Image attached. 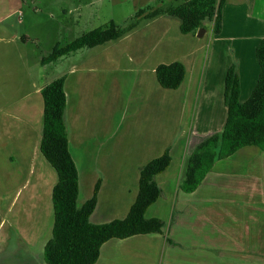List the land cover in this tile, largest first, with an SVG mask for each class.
<instances>
[{
	"label": "crops",
	"instance_id": "1",
	"mask_svg": "<svg viewBox=\"0 0 264 264\" xmlns=\"http://www.w3.org/2000/svg\"><path fill=\"white\" fill-rule=\"evenodd\" d=\"M140 2L144 7L139 6L135 9L136 12L141 9L151 11L174 0ZM149 11L142 14L140 19ZM220 14L221 30L218 35L213 34L211 23L208 22L207 28V21L204 22L205 34L202 38L182 34L186 38L183 44L186 42L188 44L186 45L188 50L183 54L179 52L172 54L173 46H166L170 60L163 58L148 65L150 55L145 51L147 33L136 31L137 29L119 39L120 42L127 44L129 54L125 57L107 59L112 64H124L114 71L136 78L129 85L128 96L132 97L137 90L135 95L140 100L148 97V103L146 101L141 110L149 112L150 117H156L157 112L163 111L162 95L163 90H167L160 87L156 80V67L175 61L184 65V80L176 90H169L172 92V100L170 106H166V110L177 114L178 124L188 127L187 140L191 144L175 143V140L172 142L166 138L165 145L159 150L155 149L156 146H150L148 149L153 153L150 160L161 156L166 149L171 157L169 167L155 177L162 191L161 196L145 212L147 219L157 218L165 224L169 218L170 223L168 227L166 224L165 233L111 239L102 245L95 264H264V152L257 147H244L229 158L215 162L194 192L185 193L179 188L184 159L201 141L220 132L225 124L227 116L224 104L225 76L230 65L234 63L237 68L240 102H245L249 98L259 74L255 49L264 39V0H224ZM166 17L160 16L149 21L144 25V29L150 27L151 30H148L152 31L158 24L155 32H159L163 39L167 35L169 22ZM176 23L179 29L180 21ZM205 37H208L207 41L203 42ZM207 48L209 51L206 54ZM166 53L161 52V55ZM43 87H37L35 94H40ZM157 93L161 96L158 103L154 99L158 96ZM127 108L130 110L131 107ZM185 132L186 130L181 132L179 129L178 135L184 136ZM88 133L90 132L83 131L78 134V147L83 145V149L78 150L79 188L81 182L79 165L87 171L91 165L93 166L92 161L97 158L93 153H83L89 148L86 141ZM27 135L28 139H31V145L26 142L20 153L14 154L10 151L0 156L2 230L6 224L3 209L14 208L19 202H23V199L27 202L33 201L36 196L30 193L22 196L23 191L31 185L29 179L23 180L22 177L34 174L38 142L41 140L39 137L33 141L29 131ZM182 136L178 141L182 140ZM161 138L159 140L162 143ZM68 141L71 153L69 137ZM143 149L146 152L145 146ZM71 155L74 160L72 153ZM111 158L107 155L102 157V165L96 167L101 170L100 175L105 173L104 175L130 176L138 183L139 170L145 164L131 162L130 165L124 162V168H118L116 163L109 162ZM139 158L131 154L123 157L124 161ZM95 172L96 170L92 174ZM36 187L37 185L31 186L32 191ZM103 188L104 181L100 179L97 205ZM93 214L94 212L90 216V222ZM10 231L11 234L5 236H1L0 231V245H5L16 235L15 228L11 227ZM16 240L19 241V238Z\"/></svg>",
	"mask_w": 264,
	"mask_h": 264
},
{
	"label": "rangeland",
	"instance_id": "2",
	"mask_svg": "<svg viewBox=\"0 0 264 264\" xmlns=\"http://www.w3.org/2000/svg\"><path fill=\"white\" fill-rule=\"evenodd\" d=\"M174 4L166 2L163 6ZM139 6L144 7L140 0H0V156L10 151L20 153L26 142L31 145L28 131L32 140L41 138L43 100L40 94H35L36 89L64 76L67 96L65 122L77 168L78 150L83 149V145L78 147V134L83 131L90 132L86 138L89 148L83 153H93L97 157L87 171L79 165L78 207L92 197L98 180L104 181L91 223L104 224L124 219L138 192V183L130 176L100 175L101 170L96 167L102 165L103 156L112 157L109 162L116 163L118 168H124V162L146 165L153 154L149 147L156 146L155 149L159 150L165 145L166 138L190 145L188 127L178 124L177 114L166 110V106L171 104V91L163 90L164 108L161 113L157 112L156 117H150L149 112L141 110L145 102L148 103V97L140 100L135 95L136 89L132 97L128 96L129 85L136 78L114 71L124 66L123 63L112 64L107 60L129 54L130 49L121 40L80 49L56 63L41 65L40 61L51 54L56 45L65 46L94 29L104 28L111 21L120 29L133 22L136 31L147 33L145 51L150 55L148 65L163 58L170 60L167 45L173 46L172 54H183L188 50L187 42L183 44L186 38L177 27V18H165L169 20L167 35L161 39L159 32H155L158 24L149 31L150 27L144 29L149 21L134 18L135 9ZM208 51L207 48L206 54ZM161 52L167 53L161 55ZM158 98H161L159 94L154 98L157 103ZM127 106L131 107L130 110ZM189 124L191 128L192 121ZM179 129L181 132L186 130L184 136L178 135ZM181 136L182 140L178 141ZM160 137L163 138L162 143ZM39 142L34 174L22 177L31 182L22 196L27 193L36 196L28 202L21 196L23 202L14 208L3 209L6 224L3 230L0 229L1 236L10 235L13 227L14 236L19 241L11 236L5 245H0V264H45L43 251L51 238V195L57 175L40 153ZM128 154L140 158L124 161L123 157ZM36 185L32 191L31 186ZM169 223L168 218L167 227Z\"/></svg>",
	"mask_w": 264,
	"mask_h": 264
},
{
	"label": "trees",
	"instance_id": "3",
	"mask_svg": "<svg viewBox=\"0 0 264 264\" xmlns=\"http://www.w3.org/2000/svg\"><path fill=\"white\" fill-rule=\"evenodd\" d=\"M175 4L135 13L139 18L154 20L160 16L177 18L181 34L197 35L205 29L203 23L212 24V32L221 30V6L224 0H174ZM135 28V23L120 29L113 21L104 28L94 29L65 46L56 45L40 64L56 63L61 58L83 48H94L117 41ZM259 74L255 87L245 102H240V83L237 68L230 65L225 76L224 104L227 116L222 130L201 141L184 159L179 188L185 193L194 192L211 171L215 162L227 159L244 147H257L264 152V39L256 49ZM160 87L176 90L185 77V67L175 61L160 64L155 69ZM65 77L55 79L40 90L43 100L42 134L39 150L57 175L52 189L53 224L51 238L43 251L45 264H95L104 243L111 239H126L136 235L164 234L166 224L157 218L145 217L146 210L161 196L155 177L170 165L168 150L150 160L139 171L138 192L124 219L104 224H93L90 216L97 205L100 180L93 195L78 207V171L69 149L65 122ZM168 241V239H167Z\"/></svg>",
	"mask_w": 264,
	"mask_h": 264
},
{
	"label": "water",
	"instance_id": "4",
	"mask_svg": "<svg viewBox=\"0 0 264 264\" xmlns=\"http://www.w3.org/2000/svg\"><path fill=\"white\" fill-rule=\"evenodd\" d=\"M204 34H205V30H204V29H200V30L198 31V33H197V37H198V38H202V37L204 36Z\"/></svg>",
	"mask_w": 264,
	"mask_h": 264
}]
</instances>
